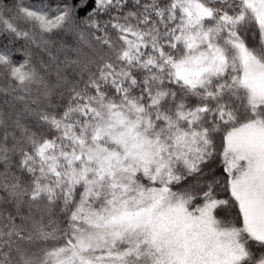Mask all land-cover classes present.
Segmentation results:
<instances>
[{
	"label": "snow or ice",
	"instance_id": "1",
	"mask_svg": "<svg viewBox=\"0 0 264 264\" xmlns=\"http://www.w3.org/2000/svg\"><path fill=\"white\" fill-rule=\"evenodd\" d=\"M0 264H264V0H0Z\"/></svg>",
	"mask_w": 264,
	"mask_h": 264
}]
</instances>
